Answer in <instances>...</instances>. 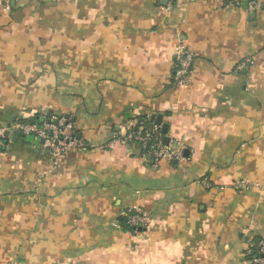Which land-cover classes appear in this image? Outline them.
Here are the masks:
<instances>
[{"label":"crops","instance_id":"obj_1","mask_svg":"<svg viewBox=\"0 0 264 264\" xmlns=\"http://www.w3.org/2000/svg\"><path fill=\"white\" fill-rule=\"evenodd\" d=\"M168 2L0 4V128L66 114L89 146L55 166L38 142L8 135L0 264H251L248 242L264 240V0L252 14ZM180 42L194 55L185 87L173 81ZM152 117L180 165L153 168L138 145L104 150ZM132 208L149 216L142 233L119 224Z\"/></svg>","mask_w":264,"mask_h":264},{"label":"built area","instance_id":"obj_2","mask_svg":"<svg viewBox=\"0 0 264 264\" xmlns=\"http://www.w3.org/2000/svg\"><path fill=\"white\" fill-rule=\"evenodd\" d=\"M18 2L19 0H0L5 11H11ZM174 2L175 0H169L166 10H170ZM244 2L246 3L245 7L242 8ZM228 5L244 9L249 14L254 13L258 8L257 0H229ZM193 60L192 52L184 43L180 42L177 47L173 77L176 86L185 87L189 83ZM243 68H245V64L238 67L239 70ZM74 126V121L69 115L60 113L45 114L38 118L36 123H13L9 129L0 128V147H5L2 140L8 138L5 136L6 132L30 136L33 141L39 143L44 151L49 153L54 165L57 166L67 152L89 150V146L75 133ZM163 138L159 126L135 120L121 127L120 131L114 134L110 143L103 148L104 150H112L117 146L138 145L142 150V156L148 157L153 168H156L162 161L173 163L176 166L180 165L184 161L181 148L165 145ZM202 184L206 188H210L206 180H203ZM232 187L236 191H244L248 188V184L239 182ZM122 217L132 234H137L140 230L145 229L149 223L148 214L139 208L125 211ZM252 246V241H249L247 253H250ZM258 246L261 256L251 260V264H264V243L261 242Z\"/></svg>","mask_w":264,"mask_h":264},{"label":"trees","instance_id":"obj_3","mask_svg":"<svg viewBox=\"0 0 264 264\" xmlns=\"http://www.w3.org/2000/svg\"><path fill=\"white\" fill-rule=\"evenodd\" d=\"M242 1H243V0H242ZM224 3L228 5V4H229V0H224ZM245 4H246L245 2L242 4V8L245 7ZM147 124H151V123H147ZM16 135H18V136H23V135H21V134H19V133H16ZM23 137H25V136H23ZM2 143H3L4 146H6L7 143H8V138H4V139L2 140ZM3 150H4V147L1 146V147H0V152H3ZM149 163H150V161H149ZM171 164H173V163H171ZM173 165H175V164H173ZM119 224H120V226H121V228H122L123 230L130 231V229L126 226V221H125V219H124L123 217H121V218L119 219ZM144 231H145V229H142V230L139 231V233H142V232H144ZM130 232H131V231H130ZM261 242L264 243V240L257 239V240H253V241H252L253 246H252V248H251V250H250V253H247V252H246V260L251 261V260H253L254 258H259V257L261 256V255L259 254V246H258Z\"/></svg>","mask_w":264,"mask_h":264},{"label":"water","instance_id":"obj_4","mask_svg":"<svg viewBox=\"0 0 264 264\" xmlns=\"http://www.w3.org/2000/svg\"><path fill=\"white\" fill-rule=\"evenodd\" d=\"M151 121L154 122L155 125L157 126H161V130H162V133L164 135V138H163V143L165 145H168V142H169V138L166 137V134H167V125H162L161 124V118L160 117H152L151 118ZM9 133L6 132L5 133V136L8 137Z\"/></svg>","mask_w":264,"mask_h":264},{"label":"rangeland","instance_id":"obj_5","mask_svg":"<svg viewBox=\"0 0 264 264\" xmlns=\"http://www.w3.org/2000/svg\"><path fill=\"white\" fill-rule=\"evenodd\" d=\"M26 138L33 141L32 137L30 136H26Z\"/></svg>","mask_w":264,"mask_h":264}]
</instances>
